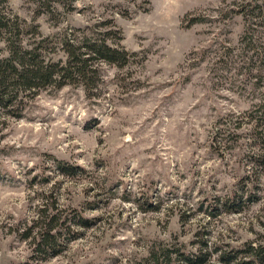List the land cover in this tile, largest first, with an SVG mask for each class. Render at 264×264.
Here are the masks:
<instances>
[{
    "label": "rangeland",
    "instance_id": "rangeland-1",
    "mask_svg": "<svg viewBox=\"0 0 264 264\" xmlns=\"http://www.w3.org/2000/svg\"><path fill=\"white\" fill-rule=\"evenodd\" d=\"M8 4L49 36L52 60H65L66 38L108 31L132 55L97 62L94 88L48 86L0 123V264L31 261L25 237L43 207L92 224L71 219L78 237L33 264H182L177 250L221 264L219 251L264 242V141L250 121L264 91V0ZM58 159L78 169L63 174ZM234 191L242 205L229 212Z\"/></svg>",
    "mask_w": 264,
    "mask_h": 264
},
{
    "label": "trees",
    "instance_id": "trees-1",
    "mask_svg": "<svg viewBox=\"0 0 264 264\" xmlns=\"http://www.w3.org/2000/svg\"><path fill=\"white\" fill-rule=\"evenodd\" d=\"M134 1L137 3L136 10L143 12L149 10L150 0ZM49 10L51 9H48V13L51 12ZM43 12L39 11L37 16ZM121 15L131 16L128 11H123ZM32 21L34 22L35 19ZM29 26L33 30L28 29ZM113 32L118 34L116 36L119 39L121 30L117 28ZM30 33L39 39H34L33 42L26 41L25 38ZM110 34L112 31L99 37L83 34L79 35L75 41L66 38L62 43L65 60H52L46 55L49 36H43L38 25L28 23L26 19L13 13L8 0H0V43L5 46V53L0 55V123L7 117L22 118L27 100L37 91L48 86L82 84L87 90L94 88L98 81L97 62L125 65L132 54L112 45L108 41ZM250 121L253 136L264 141V91L255 104V112L251 115ZM55 164L63 174H73L78 169L77 166L69 165L60 159L55 160ZM252 194L249 192L250 196ZM241 205V197L235 191L222 203V207L229 212L239 211ZM159 207L157 205L154 210H158ZM40 211V220L34 221L37 225L33 226L25 237L30 239L31 261L19 264H33L35 260L44 261L60 254L65 249L66 242L78 237V234L70 229L71 219L77 218L74 222L82 227H89L92 224V220L79 211H76L70 221L66 219L67 217L61 216V211L57 210V207L51 209L43 207ZM173 252L182 264H205L207 261L206 255L185 253L180 250ZM166 256L168 258L169 255ZM217 256L221 264H264V242L243 243L239 247L219 251Z\"/></svg>",
    "mask_w": 264,
    "mask_h": 264
}]
</instances>
